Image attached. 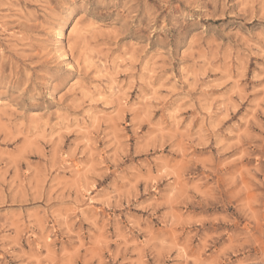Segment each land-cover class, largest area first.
<instances>
[{
	"label": "rangeland",
	"instance_id": "374dc122",
	"mask_svg": "<svg viewBox=\"0 0 264 264\" xmlns=\"http://www.w3.org/2000/svg\"><path fill=\"white\" fill-rule=\"evenodd\" d=\"M0 102V264H264V0H0Z\"/></svg>",
	"mask_w": 264,
	"mask_h": 264
},
{
	"label": "bare ground",
	"instance_id": "6f19581e",
	"mask_svg": "<svg viewBox=\"0 0 264 264\" xmlns=\"http://www.w3.org/2000/svg\"><path fill=\"white\" fill-rule=\"evenodd\" d=\"M72 17V12H68L65 16H63V18L61 19V21L58 24V29L56 30V35H57V39L60 42V46H61V58L62 59H66L68 57V55L65 53V47H64V30L66 25L70 22V19ZM2 102H0L1 104Z\"/></svg>",
	"mask_w": 264,
	"mask_h": 264
}]
</instances>
